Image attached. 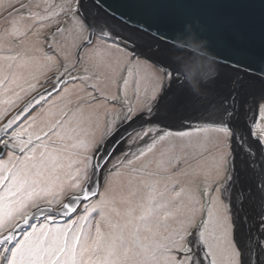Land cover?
I'll use <instances>...</instances> for the list:
<instances>
[{"label":"snow or ice","instance_id":"snow-or-ice-1","mask_svg":"<svg viewBox=\"0 0 264 264\" xmlns=\"http://www.w3.org/2000/svg\"><path fill=\"white\" fill-rule=\"evenodd\" d=\"M192 17L234 73L211 101L167 55ZM82 138L84 185L65 166ZM200 171L198 219L173 232L180 178ZM0 264H264V0H0Z\"/></svg>","mask_w":264,"mask_h":264},{"label":"rangeland","instance_id":"rangeland-1","mask_svg":"<svg viewBox=\"0 0 264 264\" xmlns=\"http://www.w3.org/2000/svg\"><path fill=\"white\" fill-rule=\"evenodd\" d=\"M74 53L69 57V64L74 62ZM90 61H85V64H82L80 68L74 70L75 74L81 73L82 69ZM48 69H50V74H59L62 70L58 66L56 61H52L48 64ZM28 69H26L27 71ZM182 86L187 89L193 97H208L211 101L216 96V92H213L209 89L199 87L197 85L190 84L186 81H181ZM84 88V82L81 81L77 84H70L68 90L64 93L65 101L59 105L60 108H66L73 106L77 100V96L82 93ZM115 111V109H113ZM214 136L218 135L213 133ZM98 138V137H97ZM220 143L223 146L226 141L223 136H220ZM226 151V149H224ZM91 147L87 143L86 138H82L81 141L74 143V150L69 158L65 160V166H69L72 172H75L76 169H80V173L77 176V180L81 182V185H84L87 181V178L91 175ZM61 169L60 171H64ZM163 179V178H161ZM182 181V194L180 195V204L174 210L175 219L174 224L172 225L173 232L183 231L187 228H190L192 224L198 219L199 208L198 204L201 200L202 189L206 186V183H210L213 176H207L203 171L200 172H190L187 177H181ZM149 182L151 179L149 178ZM76 181L61 182L57 181L55 183H50L47 185H42L40 189L34 193L31 199L27 202L31 204L35 202H44L46 200H58L63 197L72 196L78 194L77 188L74 187ZM105 192L111 197L112 192L106 186ZM126 198V194L124 196ZM97 202H90V207L95 205ZM21 211L25 210V206H21Z\"/></svg>","mask_w":264,"mask_h":264},{"label":"water","instance_id":"water-1","mask_svg":"<svg viewBox=\"0 0 264 264\" xmlns=\"http://www.w3.org/2000/svg\"><path fill=\"white\" fill-rule=\"evenodd\" d=\"M229 8V5L219 6L221 12H227ZM199 23L196 17L187 19L168 47L167 55L175 68L179 69L181 81L217 93L218 84L234 73L219 63L224 58L219 55L223 52V47L207 34H201L203 29H197ZM150 39L145 37L144 43L150 44Z\"/></svg>","mask_w":264,"mask_h":264}]
</instances>
